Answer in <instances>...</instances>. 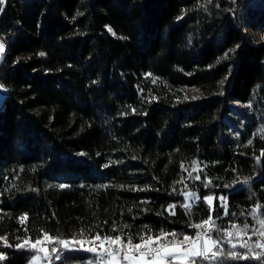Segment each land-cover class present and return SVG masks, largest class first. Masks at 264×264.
Returning a JSON list of instances; mask_svg holds the SVG:
<instances>
[{
  "label": "trees",
  "instance_id": "16d2710c",
  "mask_svg": "<svg viewBox=\"0 0 264 264\" xmlns=\"http://www.w3.org/2000/svg\"><path fill=\"white\" fill-rule=\"evenodd\" d=\"M3 9L0 236L14 248L2 264H43L40 251L16 245L44 233L135 244L163 229L179 241L209 216L217 241L264 228V41L255 38L264 0H6ZM215 263L249 264L226 252Z\"/></svg>",
  "mask_w": 264,
  "mask_h": 264
},
{
  "label": "snow or ice",
  "instance_id": "6c2138e0",
  "mask_svg": "<svg viewBox=\"0 0 264 264\" xmlns=\"http://www.w3.org/2000/svg\"><path fill=\"white\" fill-rule=\"evenodd\" d=\"M5 3L6 0H0V12H3L4 10L3 5ZM106 27L109 32L115 35L111 27L108 26ZM262 39H264V36H262ZM237 47L239 46L237 45ZM4 50H5V46L2 42H0V54H3ZM230 51H234V50H230ZM40 55L43 56L45 54L40 53ZM2 88L3 85H0V89ZM192 98L195 99L196 97H192ZM261 131H264V129H261ZM261 138L264 139V135H262ZM251 143L252 140H249L248 144ZM262 155H264V150H262ZM257 159H259V157ZM192 164L198 167L196 161H193ZM181 167L183 168V165H181ZM188 175L192 176V173L189 172ZM195 179H200L199 175H197ZM210 183L211 181L206 183L205 187H208ZM57 187L65 188L67 187V185L60 184L57 185ZM204 199L208 201L209 204H211L213 197L206 196L204 197ZM220 199L222 201L225 200L224 197H220ZM181 206L185 208L189 207V205L187 204ZM175 207L176 205H169V209H174ZM171 214L174 215L175 213L172 212ZM25 218H26V214L22 216L20 219L24 220ZM209 221H211L213 224L215 223L214 221H212L211 216H209L208 219L203 221L202 223L208 224ZM260 223L262 226H264V220H261ZM124 227L127 228L129 227V225L125 224ZM145 227L147 228V226ZM191 227L200 229L202 227V224L191 225ZM247 228L248 225L245 224L244 229ZM216 230L219 231V229ZM112 231L115 232L116 228L113 227ZM227 234L230 235V233ZM205 235L206 232H197L195 238L185 235L183 237V240L178 241L176 239L177 233L175 232L167 233L162 229L160 230L159 234L156 236L140 235L139 242L134 244L131 235L128 236L126 242L121 235L102 236L99 231L95 232V234L89 238L85 230L81 229L80 232L77 234V236H74L72 240L59 239V238L51 237L47 233H44L43 237L37 239L35 243L29 244L28 240H24L22 244H17L16 247L20 248V247L30 246L32 249H35L40 252H44L45 255H47L48 249L46 246H44L45 242H55L60 244L63 248L75 247L93 253H97L99 249V258L101 261H104L105 264H119L120 259H122L123 261H127L128 264H165L166 260H168L169 264H172V261L175 260H187L189 261V264H197V260H196L197 257H203L204 259L208 258V252L210 251V249L207 247V245L211 244L213 247H215L218 244L217 240H214L209 236L206 240H204L205 247L201 249L199 247L200 239ZM260 235L264 236V232H260ZM169 236H171L172 238L171 240L168 239ZM0 240L4 241L5 246L12 247L11 244L7 243L5 237H0ZM228 243H231V241L229 240ZM38 245L41 246L37 248ZM153 245L155 246L153 247ZM183 245H187V247H182ZM113 246L116 247L113 248ZM241 246L244 247L246 245H241ZM232 247L235 248L236 245L232 244ZM257 247H264V244L257 243ZM51 251L55 253L57 252V249L52 248ZM136 253H138V255ZM216 255L217 253L215 252L212 253L213 257H215ZM228 255L231 256L232 258H246V257H240L239 254L236 252H229ZM148 257H151V259H149ZM3 259H5V254L3 252H0V260ZM35 259L38 258H34V261Z\"/></svg>",
  "mask_w": 264,
  "mask_h": 264
},
{
  "label": "built area",
  "instance_id": "2783aa9c",
  "mask_svg": "<svg viewBox=\"0 0 264 264\" xmlns=\"http://www.w3.org/2000/svg\"><path fill=\"white\" fill-rule=\"evenodd\" d=\"M185 210L188 208L183 207ZM170 212H173V209H169ZM215 223L213 224L209 221L208 224H203L202 222L198 224H202L200 229L195 228V232L192 235H187L190 237L195 238L197 232H206V235L200 239L199 245H204V240H206L209 236L212 238L213 232L217 229V222L212 220ZM260 232H264V229H258L254 232L246 233L239 235L237 238L232 235H226L222 239L218 240V244L215 247H211L210 251L208 252V258L204 259L203 257H197V264H216L215 261L219 259L223 253L229 252H236L239 254L241 262L249 263V264H264V247H257V243L264 244V236L260 235ZM129 235H125L123 238L126 242ZM185 236V234H184ZM183 236V237H184ZM0 237H5L8 244H11L7 235H3ZM72 240V239H69ZM183 240V239H182ZM231 243H228V241ZM30 244V243H29ZM98 244V242H97ZM232 244H235L236 247L233 248ZM241 245H246L242 247ZM48 249V254L45 255L44 252L40 254L42 258L43 264H53L57 262L60 258L64 257L68 253H83L89 255L91 258L95 260V264H105L104 261H101L99 258V249L97 253L89 252L86 250H81L75 247L63 248L60 244L55 242H45V245ZM155 245H153L154 247ZM30 247V246H29ZM116 246H113L115 248ZM182 247H187V245H183ZM14 248L5 246L3 240H0V252H3L5 256ZM16 248V247H15ZM56 248L57 252H52L51 249ZM215 252L217 255L215 257L212 256V253ZM138 255V253H136ZM122 256V254H121ZM258 257V258H257ZM151 258V257H148ZM3 260H0V264H2ZM119 264H128L127 261H123L120 259ZM189 264V262H188Z\"/></svg>",
  "mask_w": 264,
  "mask_h": 264
},
{
  "label": "rangeland",
  "instance_id": "374dc122",
  "mask_svg": "<svg viewBox=\"0 0 264 264\" xmlns=\"http://www.w3.org/2000/svg\"><path fill=\"white\" fill-rule=\"evenodd\" d=\"M262 36H264V33H257V34H255V38H257L260 41H264V39H262ZM3 55H4V52H3V54H0V62L2 60ZM7 95H8V90L6 88L3 87L2 89H0V108L3 106L4 101H5L6 97H7ZM186 178H188V176ZM192 197H193L194 200L197 199L196 196H192ZM188 198L189 197L187 196L186 199L188 200ZM258 229H264V228H258ZM242 234H238L235 237L237 238L239 235H242ZM168 239L171 240L172 238H168ZM182 239H180V240H182ZM30 244H32V243H30ZM40 246L41 245H38L37 247L39 248ZM199 247L201 249H203L205 247V245H203V246L199 245ZM207 247H208V245H207ZM34 258H36V257H34ZM34 258L28 264H39V261L37 259H35V261H34ZM62 258H60V259H62ZM149 259H151V258H149ZM174 262H179L181 264H187V260H175V261H172V263H174ZM69 264H95V260L90 257L89 259H87L85 261L78 262V263H69ZM165 264H169L168 260L165 261Z\"/></svg>",
  "mask_w": 264,
  "mask_h": 264
}]
</instances>
